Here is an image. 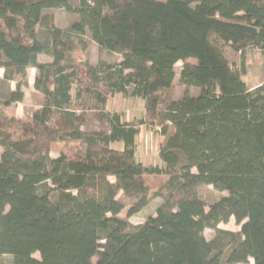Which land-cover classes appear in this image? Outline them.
<instances>
[{
    "label": "trees",
    "instance_id": "trees-1",
    "mask_svg": "<svg viewBox=\"0 0 264 264\" xmlns=\"http://www.w3.org/2000/svg\"><path fill=\"white\" fill-rule=\"evenodd\" d=\"M57 8L77 15L66 30L44 14ZM86 34L121 61L67 64V53L87 48ZM224 46L241 53L239 65ZM247 48L264 49V0H0V85L16 82L0 104V258L220 264L218 254L227 252V264H264V83L243 81ZM186 59L194 63L182 65L179 81L198 93L161 107L175 64ZM29 68L42 103L25 123L4 109L23 99ZM82 93L102 108L116 94L142 98L139 124L157 121L165 136L159 164L137 158L139 128L120 113L102 114L108 131L83 132L85 115L71 109ZM60 143L76 144V152L51 158ZM202 185L226 195L205 210ZM119 193L130 203L128 216L155 197L161 202L155 216L132 226L119 217ZM230 219L240 231L218 228ZM206 228L215 231L209 240Z\"/></svg>",
    "mask_w": 264,
    "mask_h": 264
},
{
    "label": "rangeland",
    "instance_id": "rangeland-1",
    "mask_svg": "<svg viewBox=\"0 0 264 264\" xmlns=\"http://www.w3.org/2000/svg\"><path fill=\"white\" fill-rule=\"evenodd\" d=\"M45 15L52 17L53 25L66 30L70 25L77 19V15L74 13H68L62 8L57 9H45ZM45 25H37L36 31L37 36L40 41H45ZM84 42L87 44L85 50H76L67 53L66 63L72 64L81 60L89 61L93 66H96L99 62H105L110 65H116L122 59L121 54L111 53L104 49L98 47V45L92 41L89 34L84 37ZM226 58L234 65H239L242 56L241 53L233 52L231 48L224 46L222 48ZM246 74L243 77V81L249 87L258 85L259 82L264 80V49L258 48H247L243 55ZM37 60L39 62H49L51 58L45 54H38ZM194 63V59H186L185 61H179L175 64L174 70L175 75L172 87L170 90L162 93L163 103L171 100H179L185 97H191L196 95L198 89L192 86H185L179 81V71L184 63ZM0 76H2V70H0ZM37 76V71L35 68H29L26 75V83L22 85L21 90L23 92V99L20 102L12 103L8 107H5V112L7 116L15 117L20 119L22 122H29L32 118L34 111L40 107L42 103L41 94L34 87V79ZM23 82V81H22ZM16 82H2L0 85V104L7 99L8 93L11 90H15ZM80 104L77 106V104ZM76 113H83L85 115L86 121L82 125L81 130L83 132L89 131H108L109 126L105 117L102 114L104 112H117L121 115V120L124 122H131L139 128V133L135 138V149L136 155L139 160L146 165L159 164L157 157V149L165 141V136L161 134V127L157 124V121L153 123L147 122V124H139L141 119H144V101L142 98H132L128 95L116 94L108 99L105 108H102L99 103H96L89 99L85 93H82L80 100L73 101L71 105ZM172 131V127L169 125L168 132ZM113 148L121 149L122 143L116 142L111 145ZM76 144H56L52 147L50 151L51 158H57L60 154H66L72 156L76 152ZM2 153V148L0 147V155ZM152 183L156 184L159 177H150ZM109 181H113L112 177L108 178ZM154 184V185H155ZM222 195H226L225 192H219L213 189L211 185H202L199 188V197L204 201L208 210L209 206L216 201ZM117 198L125 204V208L119 213V217L128 221L130 225L136 226L143 224L148 217L155 216L156 208L160 204L161 200L159 198H153L149 204L142 209L140 212L128 216L127 210L130 208V203L124 199V197L119 193ZM219 229L238 232L240 231V224H236L233 219H230L228 223H220L218 225ZM215 234V231L209 228L204 230V236L206 239H211ZM227 252L218 254V259L220 264H227L225 262ZM35 258L39 259V254L35 253L33 255ZM12 257L9 255H3L0 258V264H10ZM95 261V259H93ZM237 264H253L252 258H247L239 261Z\"/></svg>",
    "mask_w": 264,
    "mask_h": 264
},
{
    "label": "crops",
    "instance_id": "crops-1",
    "mask_svg": "<svg viewBox=\"0 0 264 264\" xmlns=\"http://www.w3.org/2000/svg\"><path fill=\"white\" fill-rule=\"evenodd\" d=\"M175 77H176V75H175ZM262 83H264V80L261 81V82H259L258 85H260V84H262ZM258 85H256V86H258ZM256 86H253V87H250V86H249V87H250V88H254V87H256ZM197 93H198V92H197ZM157 152H158V149H157ZM140 161H142V160H140Z\"/></svg>",
    "mask_w": 264,
    "mask_h": 264
}]
</instances>
